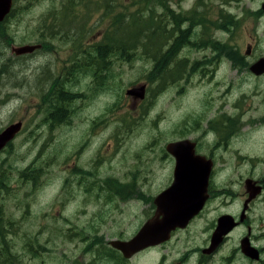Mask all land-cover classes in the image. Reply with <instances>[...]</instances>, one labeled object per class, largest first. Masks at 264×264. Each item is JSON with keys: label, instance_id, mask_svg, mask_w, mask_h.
I'll list each match as a JSON object with an SVG mask.
<instances>
[{"label": "rangeland", "instance_id": "rangeland-1", "mask_svg": "<svg viewBox=\"0 0 264 264\" xmlns=\"http://www.w3.org/2000/svg\"><path fill=\"white\" fill-rule=\"evenodd\" d=\"M25 1L32 2L20 14V19L8 23L5 29L0 28V129L15 121L24 122V129L12 147L0 153V163L7 159L15 166L11 172L7 170V181L12 188L3 190L8 215L14 221L11 228L6 221V229L12 230L8 238L21 254L22 264H76L75 260L83 255L81 245L89 244L87 237L95 241L94 245L101 242L110 245L114 238L128 239L152 215L145 203L111 201L114 196L108 194L117 195V192L109 185H105V191L101 190L103 180L113 177L126 181L135 177L139 184L123 186L124 189L136 191L148 200L151 195L155 197L173 178L175 160L167 153L166 145L186 137V126L195 124L194 117L203 112L207 96H217L214 89H221V98L229 88L237 89L235 94L264 89V75L255 77L249 70L250 63L264 55V15L252 13V9L261 6L262 0H201L214 20L223 7L232 10L238 20L229 29L216 28L210 33L221 35L236 50L250 40L256 41V57H245L247 64L239 60L233 66L230 60L223 63L214 59L205 62L204 73L200 70L177 81L171 79L172 71L167 67L160 75L162 83L160 80L148 83L150 90L145 102L132 107L126 99V89L148 82L149 70L154 65L149 60L153 58H145L141 47L136 45L134 59L126 57L111 64L103 89L98 87L102 79L96 83L90 74L66 81V87L81 94L74 99L76 114L67 122L54 123L53 127L51 122L44 121L45 89L40 88L45 81L51 84L55 68L63 70L61 66L68 55L64 52L65 45L53 46L58 48V54L38 51L17 57L12 53L13 44L33 42L43 13L55 0ZM196 1L168 0V5L176 12H186ZM156 7L161 15L165 12L163 7ZM102 11L91 14V25L104 17ZM202 32L203 28L198 27L191 34L192 39L198 40ZM212 48L206 45L204 50H198L185 45L178 55L185 60L189 56L187 62L191 65L194 58L204 54L208 58ZM74 53L78 56L83 51L80 47ZM256 102H250L236 117L247 118L262 112L261 108L248 110ZM96 115L102 116L93 119ZM228 131L230 128L224 133ZM253 131L249 135L259 134L258 130ZM33 160L43 167L34 172L36 181L31 176H22ZM205 224L206 219L202 218L193 224L189 233L178 232L172 239L173 245H186V238L189 236L191 240L198 235ZM70 229H79V233L71 234ZM28 239L32 245H25ZM154 255H148V259L142 255L137 264H167L159 259L158 253ZM92 259V256H83L84 263L90 264ZM96 264L105 263L98 259Z\"/></svg>", "mask_w": 264, "mask_h": 264}, {"label": "flooded vegetation", "instance_id": "flooded-vegetation-1", "mask_svg": "<svg viewBox=\"0 0 264 264\" xmlns=\"http://www.w3.org/2000/svg\"><path fill=\"white\" fill-rule=\"evenodd\" d=\"M55 1L62 3L57 5ZM55 1L49 10L43 13L40 25L36 29L37 37L33 42L31 40L26 42L40 45V52L48 55L51 54L50 52L58 54V48L49 52L48 46L65 45L64 52L69 55L72 51L71 47L75 44L84 46L83 50L94 49L101 45L107 46V49L103 51L102 68L99 67L97 70L98 73L103 70V75H108L110 67L111 55L108 49L110 45L119 46L120 62L123 60L121 57H126L127 46L133 48L136 45L141 47L145 58L147 56L152 57V60L169 58L165 52L174 45L175 40L173 8L165 7V4L169 3L168 0L161 5L166 11L162 15L159 14L156 7L160 6L158 0ZM31 2L13 0L12 9L6 20L9 23L18 21L20 14L30 7ZM263 2L264 0L261 4ZM100 8L104 10V12L102 11L104 17L100 19L99 23L91 25V14ZM222 11L223 8H219L214 24H217V21L223 23ZM252 11L253 14L264 15L261 6L252 9ZM79 12L81 14H78ZM208 13L209 8L201 0H197L195 6L186 11V42L189 41L196 28H203L207 16L211 21L213 20ZM229 13L231 16L232 13ZM76 22L81 24L79 29ZM230 23L232 20H227L226 24ZM96 28L97 30H94ZM203 30L206 32L205 28ZM205 32L200 34L198 50H204L206 45H210L213 47L212 52L205 60L217 59L222 62V58L229 54L228 50L222 54V43L224 42L222 36L208 31L211 37L207 38ZM158 44L167 48L165 52L158 50L155 55L150 56L149 50L143 49L144 46ZM255 45L256 41L250 40L245 46L237 48V53L243 60L245 57H256ZM132 50L133 54H130L129 58L133 56L134 59L136 53L134 49ZM203 57L205 58V54ZM94 59L95 55L93 62ZM57 70L54 69V77H62L63 70L59 67ZM93 70L94 65L90 74L94 78L97 72H93ZM76 74L77 72H74L68 79L71 81ZM254 76L260 77L256 74ZM40 89H45L42 100L46 120L56 123L74 118L76 113L75 106H73L75 99L73 92H71L73 96L67 102L68 104L61 106L57 102V93L60 89H66L65 87L49 85V82L45 81L44 86ZM236 90L227 89L222 98L220 97L221 89H214L217 93L216 97L204 95L208 98L205 101L203 112L194 117L195 124L186 126V138L195 142L196 151L200 155L201 167L206 169L210 165L211 169L207 188L201 192L206 196L203 208L185 229H176L173 232V238L181 231L189 233L190 228L197 220L205 218L206 224L199 234H195L191 240L188 236L186 245H173L172 238L168 242L138 251L131 257H126L121 250L113 245H105L104 242H101L104 245L101 243L94 245L89 239L91 237H87L86 243L89 244L81 245L83 255L75 260L76 264L84 263L83 256L93 257L90 264H96L98 259H103L105 264H137L141 261L142 255L148 259V255L151 254L153 257L154 253H158L159 259L167 264H264V89L235 94ZM148 91L149 89H145L143 100L126 94L128 104H131L132 107L136 105L139 107L145 102ZM232 96L234 97L230 98ZM116 98L118 99L116 102L119 103L120 99L117 95ZM256 100L257 102L252 103L248 110L261 108L262 112L247 118L236 117L239 112L242 113L245 110L250 102ZM99 116L102 115H96L93 119ZM115 117L117 118V116ZM51 127L53 126L51 125ZM227 128H230V131L224 133ZM253 130H258L259 134L249 135L255 132ZM192 134H196V136L191 137ZM111 178L113 181L103 180L100 186V189L105 191V185L122 183L120 192L115 190L117 195L108 194L109 197L114 196L111 201L136 200L138 205L145 203L152 215L154 214L156 210L155 197L153 199L150 197L148 200L142 198L136 191L127 192L123 187L131 184L137 186L139 184L137 178L134 177L126 181ZM87 190L89 189L87 188ZM209 214H211V218L208 217ZM222 216H232L236 224L225 232L221 240L214 242L213 239L219 236L217 231ZM245 245L256 246L260 251V258L256 260L249 256L244 251Z\"/></svg>", "mask_w": 264, "mask_h": 264}, {"label": "water", "instance_id": "water-1", "mask_svg": "<svg viewBox=\"0 0 264 264\" xmlns=\"http://www.w3.org/2000/svg\"><path fill=\"white\" fill-rule=\"evenodd\" d=\"M12 0H0V21L10 11ZM264 8V4H263ZM37 46L29 44L13 45L12 51L17 55L33 52ZM250 69L255 73L264 72V56L254 62ZM146 85L141 84L127 90V95L136 99L145 96ZM22 122L9 124L0 131V151L3 150L16 134L21 130ZM194 144L186 139L173 141L167 144V150L175 156L174 177L172 184L160 192L155 203L157 210L154 216L145 222L141 229L129 240L115 239L111 244L120 249L126 257L144 249L149 245H155L170 238L172 230L176 227H184L190 218L197 213L202 204L200 192L205 189L203 175L199 169L201 161L198 156L189 154ZM199 179L198 182L195 179ZM225 224V222H224ZM249 254L258 257V253L249 248Z\"/></svg>", "mask_w": 264, "mask_h": 264}, {"label": "trees", "instance_id": "trees-1", "mask_svg": "<svg viewBox=\"0 0 264 264\" xmlns=\"http://www.w3.org/2000/svg\"><path fill=\"white\" fill-rule=\"evenodd\" d=\"M182 14H175V27H174V31L176 32V38H175V43L172 47H170L169 51H167V55L170 57L169 60H158L155 62V71L154 74L155 75H160L163 71H166L167 67H169L172 71L171 74V79L174 81L177 80H182L183 78L186 79V61L185 59H181V60H177V55H178V51L184 46V44L186 45V29H182L181 28V24L182 21H184V19L182 18ZM0 27H2V25H0ZM6 30H3L2 32H5ZM6 34V32H5ZM190 44L192 45H198L195 42H192L190 39L188 41ZM103 46H101L102 48ZM107 47V46H106ZM109 48L111 49L110 52L115 51V52H119V46H113L110 45ZM223 48L224 49H228V51L231 54H227L235 63H239L238 60H240L242 63V59L237 56V50L231 46L229 43L224 42L223 43ZM106 50V49H104ZM102 54L100 55V58H103V50L101 49ZM173 57V58H172ZM76 62L79 64V60H76ZM195 64L192 66V72L188 73V76L190 77L192 75V73L197 70V64L199 63L198 59H195L193 61ZM201 62H209V61H201ZM243 64H246V62H244ZM162 71L159 73V71ZM99 78L102 79V84H98V87H104L106 84V79L108 78V76L103 77V76H99ZM98 78V79H99ZM153 79V77H152ZM160 82L162 83V77L160 76ZM73 95L71 93H62L60 95L59 101L60 102H65L71 99ZM15 169V166L11 163V162H7V159H5V161L1 162L0 164V264H22L21 261V254L16 251L13 248V245H15L13 243V241L9 240L8 238V234L9 232L11 233L12 230L10 229H5L6 227L4 226L3 222L7 221V223L9 224L10 228L13 225V220L12 218L8 215V210L6 208V204L4 202V194H3V190H8V188H12L11 184L9 185V181L8 180V174H7V170H9L11 172V168ZM42 164L40 165H31L28 166L27 168H25L26 170L22 171V176L23 177H29L31 176V178L33 180L36 181V175L34 174V172L37 170L40 171L42 169ZM21 176V174H20ZM115 182V181H114ZM122 183H116V191L119 193L120 192V185ZM111 185V184H110ZM11 194V193H9ZM30 242V239H28V241L25 243V245H28ZM32 244V243H31Z\"/></svg>", "mask_w": 264, "mask_h": 264}, {"label": "bare ground", "instance_id": "bare-ground-1", "mask_svg": "<svg viewBox=\"0 0 264 264\" xmlns=\"http://www.w3.org/2000/svg\"><path fill=\"white\" fill-rule=\"evenodd\" d=\"M162 56V55H161ZM161 58V57H160ZM110 188L116 190V183L110 185ZM4 226L6 227V221L3 222ZM6 229V228H5Z\"/></svg>", "mask_w": 264, "mask_h": 264}]
</instances>
